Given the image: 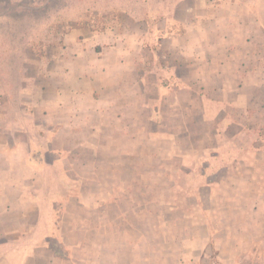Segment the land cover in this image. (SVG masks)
I'll return each mask as SVG.
<instances>
[{"label":"crops","instance_id":"crops-1","mask_svg":"<svg viewBox=\"0 0 264 264\" xmlns=\"http://www.w3.org/2000/svg\"><path fill=\"white\" fill-rule=\"evenodd\" d=\"M186 1L71 36L42 116L0 100V264H264V0Z\"/></svg>","mask_w":264,"mask_h":264},{"label":"rangeland","instance_id":"rangeland-1","mask_svg":"<svg viewBox=\"0 0 264 264\" xmlns=\"http://www.w3.org/2000/svg\"><path fill=\"white\" fill-rule=\"evenodd\" d=\"M221 1L210 0L214 5ZM188 3L194 5L196 0H187L184 6ZM182 4V0H0V100H13L15 115L21 113L23 103L32 117L42 116L55 98L54 61L68 52L71 36L81 31L96 36L107 31L144 35L152 26L162 39L172 30L174 16L181 17ZM1 111L5 108L0 109L3 116ZM29 127L43 129V124ZM141 175L137 199H171L165 173H157L156 178L154 173ZM174 176L184 189L183 172Z\"/></svg>","mask_w":264,"mask_h":264}]
</instances>
